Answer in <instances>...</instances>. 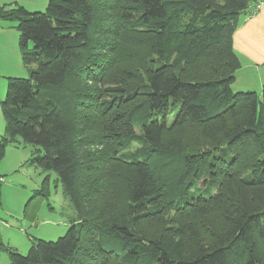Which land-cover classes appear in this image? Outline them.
<instances>
[{
	"label": "trees",
	"instance_id": "obj_1",
	"mask_svg": "<svg viewBox=\"0 0 264 264\" xmlns=\"http://www.w3.org/2000/svg\"><path fill=\"white\" fill-rule=\"evenodd\" d=\"M254 1L0 9L18 23L23 63L36 65L9 80L0 164L10 145L33 147L26 164L54 171L78 214L66 235L32 240L27 255L2 246L11 264H264V87H232L234 34ZM140 117L146 148L125 159ZM200 182L205 191L177 204Z\"/></svg>",
	"mask_w": 264,
	"mask_h": 264
},
{
	"label": "rangeland",
	"instance_id": "obj_2",
	"mask_svg": "<svg viewBox=\"0 0 264 264\" xmlns=\"http://www.w3.org/2000/svg\"><path fill=\"white\" fill-rule=\"evenodd\" d=\"M3 1L5 0H0L1 4L4 3ZM25 2H28L26 3V8L22 5L20 7L25 8L27 11L45 12L49 0H26ZM4 5L0 7L2 8ZM17 25L18 23L15 21L4 20L0 17V131L3 132L6 123L1 102L6 98L10 78L27 79L30 77L31 70L36 68V65H25L23 63L19 45L20 34L17 30ZM33 47L34 45L30 44V49ZM179 109L180 105H172L169 108L167 112L169 127L174 122V115ZM145 119L140 117L135 120L133 124L134 136L121 148L120 154L123 158L131 160L142 156L141 151L146 148V142L142 137L143 124L147 122V119ZM12 148L10 152L7 149L6 156L0 164V168L3 167L2 171H10L12 173L10 176L5 174V172L2 174L7 177L10 187L2 186L0 192L1 202H4V207L7 210L16 214L21 213V219L24 222L16 228L20 229L22 227L24 235L15 232L9 233V236L11 235L12 239L17 243H20L19 240L28 242V244H21L22 252L19 251L20 254L27 255L32 240L41 239L54 242L66 235L72 225V220L78 214L71 198L64 194L63 184L54 171H44L26 164L31 156L33 147L28 145ZM20 156H25L26 158L18 167L15 161ZM45 179L49 180L47 195L44 193L43 196L35 199L37 206L35 218L32 221L27 220L24 217L26 205L40 191ZM202 184V182L196 184L187 195L179 199L177 204L187 202L199 192L205 191V186L203 187ZM214 187L210 186L208 189L215 193ZM1 256L0 264H11L9 255L6 252H3Z\"/></svg>",
	"mask_w": 264,
	"mask_h": 264
},
{
	"label": "crops",
	"instance_id": "obj_3",
	"mask_svg": "<svg viewBox=\"0 0 264 264\" xmlns=\"http://www.w3.org/2000/svg\"><path fill=\"white\" fill-rule=\"evenodd\" d=\"M25 1L26 0H5L3 1V4H5L3 7L8 6L7 8H12L22 5L26 8V3L28 2ZM3 4L0 2V6ZM239 21V27L234 34V50L240 60L241 68L236 73V79L232 87L235 92L251 91L261 94L264 87V7L254 16L250 15L249 9L246 10L241 14ZM4 135L5 130L4 132L0 131V139ZM12 147L15 148L17 146L10 145L7 148L8 152L12 151ZM25 158V156L17 158L15 163L18 167ZM2 169L3 167L0 168V179L3 178L4 181H0V192L2 186L10 187L7 177L2 174L5 172L8 176L12 175L10 171H2ZM3 203L4 202H1L0 193V220L3 223L0 229V261L2 253H5V251L2 250V246L22 252L21 244H28V242L22 240H19L20 243H17L12 239L11 235L9 236V233L15 232L24 235L22 227H20V229L16 228L19 227V224L24 222V220L21 219V213L16 214L7 210Z\"/></svg>",
	"mask_w": 264,
	"mask_h": 264
},
{
	"label": "built area",
	"instance_id": "obj_4",
	"mask_svg": "<svg viewBox=\"0 0 264 264\" xmlns=\"http://www.w3.org/2000/svg\"><path fill=\"white\" fill-rule=\"evenodd\" d=\"M264 7V0H255L253 3H251V5H249V11H250V15L254 16L256 15L262 8ZM1 182L4 181V179H0ZM2 226V222L0 220V229Z\"/></svg>",
	"mask_w": 264,
	"mask_h": 264
}]
</instances>
